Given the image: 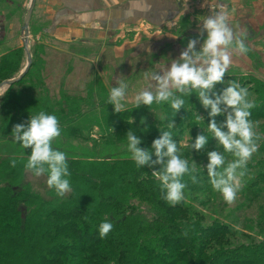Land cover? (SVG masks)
<instances>
[{"label":"trees","instance_id":"obj_1","mask_svg":"<svg viewBox=\"0 0 264 264\" xmlns=\"http://www.w3.org/2000/svg\"><path fill=\"white\" fill-rule=\"evenodd\" d=\"M43 50L31 55L18 49L0 57V84L19 76L16 69L24 53L31 60L24 76L0 97V264H78L76 255L84 264H264V244L235 246L238 229L264 233V190L247 189L251 202L259 206L253 218L242 220L246 224L238 220L232 227L204 226L192 201L186 206L164 199L154 173L158 165L137 167L127 150L128 131L141 137L140 147L159 137L158 115L166 120L195 117L199 108L194 95L184 97L183 109L176 113L167 103L114 112L103 88L99 91L105 97L97 94V104L87 87L82 89L84 98L63 88L51 94L40 73ZM76 53L82 59L85 52ZM258 86L264 84H256L254 95ZM40 111L58 120L60 135L52 147L66 156L71 189L67 196L58 197L50 189L48 199H43L23 182L32 174L24 168L30 149L12 140L11 129ZM94 128L102 133L85 135ZM178 152L190 169L181 178L184 192L196 191L191 180L198 177L203 186L198 192L207 197V209L219 206L223 196L212 188L206 171L198 176L193 172L197 161L206 163L205 150ZM240 206L233 212L245 213ZM105 221L112 229L101 237L98 226Z\"/></svg>","mask_w":264,"mask_h":264},{"label":"rangeland","instance_id":"obj_2","mask_svg":"<svg viewBox=\"0 0 264 264\" xmlns=\"http://www.w3.org/2000/svg\"><path fill=\"white\" fill-rule=\"evenodd\" d=\"M30 1L31 0H0V57L14 50L24 49V38L21 28ZM45 1L46 0H36L35 2L32 17L28 25L27 51H24L33 55L35 49L40 50L41 47L44 48L42 51L43 57L41 59L43 66L40 68V73L44 81H46V87L51 94H55L60 88H63L66 90L69 89L72 93L84 98L86 94L82 89L87 87L91 88L90 91H93L92 94H94L95 97L94 103L97 104V94L105 97L103 92L99 91L101 90L99 88H103L108 95L111 86H115V82L118 80L126 86L125 99L123 101L125 107L122 110L132 108L134 107V97L138 92L142 90H154L155 82L151 80V74L154 72L163 73L166 71V66L170 64L173 59L178 57L180 53V51L172 52L168 48V50L163 53L162 57L157 60L152 59V54L146 55L142 59H131L127 61L117 60L119 68L127 63L128 68H125L124 76H122L120 72L116 74V70L107 65L108 61L102 62L94 58V54H97L95 47L91 46L85 48V46H81L80 49L74 48L72 50V48L69 49L67 47L68 44L63 45L61 41L59 42L51 38L48 33L50 20L46 11ZM197 1L199 4L200 0ZM189 2H192V0H188V3ZM201 2H205V0H201ZM195 9L197 8L194 7L193 10L195 20L193 19V21H190V24L192 23L191 28H195V32L197 25L200 24L201 18L209 15L215 10L223 11L227 14V21L235 36L239 37L243 34L242 39L247 48V52L242 53V64L245 65L246 71L248 72H242L238 70L237 67H232L235 65L234 63L238 61L237 59H230V64L224 76V83L217 84L215 90L219 93L227 84H236L247 90L248 95L246 99L253 104V107L249 109L250 116L248 119L252 124L254 133L253 140L256 144V151L252 153L243 167L237 170L238 172L242 171L243 176L240 178L241 188L236 193L232 202L229 203L223 198L219 206L207 209V205H205L207 197H202V194L198 192L200 188L203 187L201 183L202 179H198V177H194L191 180V185L196 188V191L187 195L183 189V195L180 201L185 203L186 206H189L191 201L194 203L190 205L194 207V210H196L195 212L198 213L200 218L203 217V221H200L202 225L210 226L218 223L220 225L226 224L232 227L238 220L239 224H246L248 221L243 222L242 220L253 218L256 215V210L259 205H254L251 202V195L247 192V189L252 187L254 191L258 192L264 190V87L258 86V95L253 94L256 84H264V0H206V5L202 6L200 4V7H198L199 11ZM186 43L187 42L182 43L181 47H184ZM79 50L85 52L82 59H79L76 53V51L79 52ZM231 53L238 58L241 57V55L236 54V52H230V54ZM24 55H22L18 63L16 69L18 70L17 73H21L27 63V58ZM72 56L73 59H70L69 57ZM152 63L154 64L152 65ZM99 70H101V72L99 74L96 73V71L99 72ZM196 105L197 108H199V113L195 112L196 115L193 118L186 117L180 120H166L167 118L162 114L158 115V120L161 122L159 132H169L171 138L177 144V149L182 150L184 148L187 149L188 147H186V145L192 142L189 136L194 139L198 133L203 131L205 135L210 137L206 148L208 150L215 149L218 152H222L224 155V164L219 169L222 171L224 167H227V165L232 163L236 158L230 152H223L222 146H220L214 138H211V133L207 130L206 123L208 117L206 111L201 107L198 101ZM253 112L258 114L253 115ZM198 115L203 117L204 120L198 118ZM215 119L220 121L223 117L217 116ZM200 123H203V125L198 127ZM84 133L91 137L95 135L99 136L102 132L94 128L92 131H85ZM196 164L197 167L195 166L193 172L195 176H198L205 171L202 167L205 162L203 161V164H201L200 161H197ZM23 182L28 183L31 189L37 192L43 199H48L47 193L50 188L46 185V177L43 175L37 177L32 174H27ZM64 196H67V192ZM240 204V207L245 208V213L243 212L244 209H238L233 212L235 207ZM254 228L255 227H253V229ZM237 231H240L241 234H236L235 246L244 245L246 247L252 245L254 247L259 244H264V233H260L258 230L254 229L244 232L238 229ZM169 257H172V255ZM79 258L81 257L78 255L74 258L76 263L84 264ZM165 260L172 259L165 258ZM174 264L180 263L175 261Z\"/></svg>","mask_w":264,"mask_h":264},{"label":"clouds","instance_id":"obj_3","mask_svg":"<svg viewBox=\"0 0 264 264\" xmlns=\"http://www.w3.org/2000/svg\"><path fill=\"white\" fill-rule=\"evenodd\" d=\"M242 35H234L227 14L223 11L214 10L202 17L197 37L187 40L178 57L166 66V71L151 74L150 78L155 82L154 90L138 92L133 107L136 109L141 105L150 107L167 103L177 113L183 109L184 97L189 99L190 95H194L206 111L207 130L211 138L222 146L223 152H230L236 159L220 171L224 155L215 149H206L210 137L203 131L194 139L189 136L192 142L186 147L195 153L205 150L206 163L202 167L212 188L220 192L229 203L241 188L243 172L237 170L256 151L252 124L248 119L253 104L246 99L248 93L243 87L227 84L217 93L215 86L224 83L226 69L230 64V52H247ZM125 87L117 80L115 86L110 88L107 104L112 106L114 112L125 107ZM2 96L4 94L0 93ZM217 116H222V121L218 122L215 119ZM198 118L204 120L200 115ZM59 135L56 116L43 111L33 115L26 124L18 123L11 129L12 140L23 149H30L24 168L37 177L46 174L47 187L53 189L58 197H63L71 190L70 173L65 153L52 147L53 139ZM141 143L140 136L132 131L127 132L126 147L137 167L158 165L159 170H154V173L164 190V199L170 203L180 201L185 187L181 178L190 169L187 161L177 154V144L170 133L160 132L159 137L153 139L148 147H140ZM11 163L15 165L14 160ZM111 229L110 222H102L98 226L99 235L104 237Z\"/></svg>","mask_w":264,"mask_h":264},{"label":"crops","instance_id":"obj_4","mask_svg":"<svg viewBox=\"0 0 264 264\" xmlns=\"http://www.w3.org/2000/svg\"><path fill=\"white\" fill-rule=\"evenodd\" d=\"M51 38L73 48L95 47L94 58L108 61L124 76L128 63L119 68L117 60L142 59L152 54L160 59L168 48L182 51V43L196 38L199 25L192 29L193 10L201 0H46ZM191 6V7H190ZM194 6V7H193ZM194 32V33H193ZM202 38V34H201ZM180 45V46H179ZM176 48V49H175ZM230 54L234 66L245 72L242 55ZM116 61V62H115ZM124 63V62H123ZM154 63H152L153 65ZM121 69V70H119ZM112 70V69H111ZM113 71V70H112ZM96 71V73H100ZM248 72V71H246Z\"/></svg>","mask_w":264,"mask_h":264},{"label":"water","instance_id":"obj_5","mask_svg":"<svg viewBox=\"0 0 264 264\" xmlns=\"http://www.w3.org/2000/svg\"><path fill=\"white\" fill-rule=\"evenodd\" d=\"M35 2H36V0L30 1L29 8H28L27 14L25 16L23 26L21 28L23 38H24L23 44H24V50L25 51H27V43H28V25H29L30 19L32 17ZM30 63H31L30 56L27 55V63L25 65V67L23 68V70L21 71V73L19 74V76L17 78L8 80V81L0 84V93L3 94L8 87L12 86L14 83H17L24 76V74L27 72V70L29 69Z\"/></svg>","mask_w":264,"mask_h":264}]
</instances>
